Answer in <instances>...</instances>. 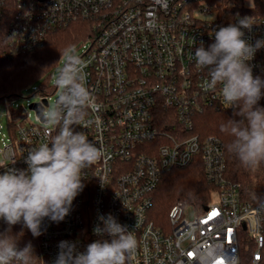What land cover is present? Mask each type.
I'll return each mask as SVG.
<instances>
[{
	"label": "built area",
	"instance_id": "obj_1",
	"mask_svg": "<svg viewBox=\"0 0 264 264\" xmlns=\"http://www.w3.org/2000/svg\"><path fill=\"white\" fill-rule=\"evenodd\" d=\"M225 1L226 7H242L243 0H0V21L8 18L5 58L44 47L50 32L71 22H95V35L65 60L82 58L83 80L100 105L85 117L93 121L90 127H73L86 132L104 155L85 170V187L65 220H44L38 238L48 264L58 258L62 241L84 251L97 239H110L93 233L102 226L98 217L108 213L137 239L128 264H241L243 250L249 264H264V200L244 202L240 185L226 176L222 141L196 132V117L208 109L234 110L223 102L219 85L206 87L207 70L195 67L200 42L207 47L215 31L244 16L254 21L251 31L243 30L244 39L252 44L264 39L263 18L224 16ZM251 64L254 76H264V48ZM21 97L0 103L7 119L6 126L0 123L5 168H26L27 152L50 139L46 131L54 136L60 127L46 130L40 119L20 120ZM48 97L35 103L43 111ZM198 157L216 187L214 200L201 212L179 202L169 213L168 228L156 225L149 212L162 176ZM3 225L0 221V229Z\"/></svg>",
	"mask_w": 264,
	"mask_h": 264
},
{
	"label": "clouds",
	"instance_id": "obj_2",
	"mask_svg": "<svg viewBox=\"0 0 264 264\" xmlns=\"http://www.w3.org/2000/svg\"><path fill=\"white\" fill-rule=\"evenodd\" d=\"M253 19L244 16L236 24L220 27L214 32V42L205 47L203 41L196 48L193 59L195 67L207 70L206 87L220 86L223 102L238 109L247 124L229 121L221 125V131L229 132L235 140L229 151L235 152L245 166L256 167L264 161V79L253 74L251 61L258 50L264 48V39L254 44L244 39L251 31ZM83 60L69 56L65 66L56 77V87L62 90L56 106L45 105L40 119L45 129L60 125L58 134L49 136L47 142L27 152L24 169L4 167L0 158V221L6 227L0 231V264L12 260L22 264H34L31 244L18 248L9 233L16 225L26 228L33 237L43 234L45 219L60 223L69 215L74 199L83 191L85 170L96 165L103 157L102 147L89 140L84 131L74 125L90 127L92 120L85 119L89 112L96 113L100 105L86 86L82 77ZM60 106L65 111L62 113ZM95 124L100 126L99 115ZM93 233L98 237L79 251L74 243L62 241L60 253L54 264H128L135 256L136 237L111 214L100 215Z\"/></svg>",
	"mask_w": 264,
	"mask_h": 264
},
{
	"label": "trees",
	"instance_id": "obj_3",
	"mask_svg": "<svg viewBox=\"0 0 264 264\" xmlns=\"http://www.w3.org/2000/svg\"><path fill=\"white\" fill-rule=\"evenodd\" d=\"M251 8L226 7L228 1L221 2L224 16L251 15L264 19V0H252ZM13 8V7H12ZM8 18L0 21V103L5 99L17 98L21 92L35 83H39L34 93L48 95L50 92V72L54 69L64 54L77 50L89 37L95 35L93 20H79L67 26L50 32L44 47L31 52L22 53L11 58H5L8 49ZM264 79V76H261ZM264 106V99L260 101ZM229 121L246 126V119L239 114L238 109L232 111H216L208 109L196 117V132L205 136H216L223 144L226 157V176L232 182L240 185V194L244 202L257 204L264 200V161L258 166H245L235 152L229 151V145L235 137L229 132L221 131V125ZM216 187L205 175L200 157L187 168L173 169L162 176V180L153 194L150 220L162 228H168L169 213L179 202L190 203L201 212L215 198ZM187 202V203H185ZM6 225L0 229L2 231ZM16 240L18 248L28 244L32 246L34 264H48L43 254L38 237L20 225H16L9 233ZM250 263V254L242 251L241 264ZM22 264V262H21Z\"/></svg>",
	"mask_w": 264,
	"mask_h": 264
},
{
	"label": "rangeland",
	"instance_id": "obj_4",
	"mask_svg": "<svg viewBox=\"0 0 264 264\" xmlns=\"http://www.w3.org/2000/svg\"><path fill=\"white\" fill-rule=\"evenodd\" d=\"M241 6L245 7V8H251L253 6V1L252 0H243ZM70 52L71 51H69L68 53L64 54V56L61 58V60L57 64V66L54 69H52V71L50 72V86H51V89H50V92L48 93L49 106H56L57 98L61 95L62 90H60V89H58L56 87L55 81H56V77L60 73V70L65 66V63H66L65 57H66V55L70 54ZM38 85H39V83H35L34 85H31V86L25 88L21 92V96L22 97L18 101V104L20 106L23 105V107H24L23 109L24 110H22V112H21V114L19 116L20 120L21 119H27V120H29L31 122H36V118H37L36 112L34 110H32L30 108V106L32 104L38 103L40 101V96L34 93V90H35V88H37ZM2 112H3V107L0 105V123L4 124L6 126L7 119L5 117H2ZM185 203H187V202H185ZM188 205H190V203H187V205H186L187 210L190 209V207Z\"/></svg>",
	"mask_w": 264,
	"mask_h": 264
},
{
	"label": "water",
	"instance_id": "obj_5",
	"mask_svg": "<svg viewBox=\"0 0 264 264\" xmlns=\"http://www.w3.org/2000/svg\"><path fill=\"white\" fill-rule=\"evenodd\" d=\"M45 104H47V101H44ZM32 108L40 115V112L43 111V108H40L37 104H33Z\"/></svg>",
	"mask_w": 264,
	"mask_h": 264
}]
</instances>
